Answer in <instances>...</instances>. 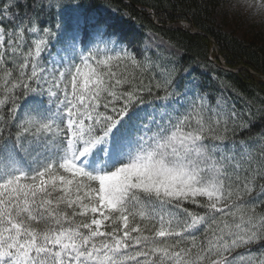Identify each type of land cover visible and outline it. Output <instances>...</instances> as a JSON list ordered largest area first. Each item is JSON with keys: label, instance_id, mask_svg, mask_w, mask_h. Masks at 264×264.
<instances>
[{"label": "trees", "instance_id": "1", "mask_svg": "<svg viewBox=\"0 0 264 264\" xmlns=\"http://www.w3.org/2000/svg\"><path fill=\"white\" fill-rule=\"evenodd\" d=\"M236 15L228 0H0L1 263L59 264L53 236L74 232L81 252L109 250V264H264V82L210 60L218 63L215 45L228 68L264 76L263 30L251 25L240 39L217 22ZM147 34L180 56L145 52ZM71 38L73 59L48 74L50 55ZM46 85L61 112L47 108L48 92L41 98ZM72 131L78 144L62 150L71 160L111 144L116 168L147 155L186 164L224 207L133 178L100 217L104 181L62 168L45 149Z\"/></svg>", "mask_w": 264, "mask_h": 264}, {"label": "rangeland", "instance_id": "2", "mask_svg": "<svg viewBox=\"0 0 264 264\" xmlns=\"http://www.w3.org/2000/svg\"><path fill=\"white\" fill-rule=\"evenodd\" d=\"M58 0H48V2H53ZM228 6L232 11H236L237 15L235 17H228L227 23H220V19H217L218 24L222 27L224 31L227 33H233L238 38H242L245 31L249 28V26L257 27L263 30L264 33V2L262 0H228ZM101 14H105L107 12L106 9H99ZM96 17V14H92ZM239 15V16H238ZM238 16V17H237ZM78 22L81 21L80 16H76ZM106 42V40L104 41ZM119 46V45H118ZM77 48V41L75 38H71L65 41L64 46H59L56 48L55 54L50 55L48 59L47 73L51 74L53 71L59 70L60 66L66 65L70 62ZM143 50L145 52L152 53H163L166 59L172 58L175 59L179 57L180 54L174 48L168 46L165 42H163L158 37L147 34L144 42H143ZM86 74L82 71L84 81ZM87 78V77H86ZM50 85L44 86L45 92L41 91V98H46V92H48L49 102L47 103V108L50 109L51 112H61L64 107V101H58L55 105L53 92L50 89ZM225 96L221 97V109L226 110L227 106L224 102ZM43 101V100H42ZM240 101V99H239ZM150 111L149 115H152L153 112ZM247 113V112H246ZM165 114V109H162L160 112V116ZM248 114V113H247ZM55 120H59L60 116L53 114L52 115ZM155 120L150 119L149 124H152ZM49 124L52 122L48 121ZM72 123H70L69 127L72 128ZM80 128V126H78ZM142 132L147 130V126L142 127ZM88 130L86 128H81V130ZM49 137V136H47ZM70 141L69 146L74 148L78 144L77 135L74 131L70 133ZM76 139V140H75ZM82 139V136L80 137ZM48 146V144H47ZM59 147V144H57ZM97 150H101L102 158L95 156L92 162L93 165V173L91 178L97 179L103 182L102 191L99 193V205H98V214L100 217L104 215V212L111 208L113 198L118 197V194L130 184H133L135 180L133 178H139L142 184L152 187L158 191L168 192V194H179V193H189V194H198L206 197L212 204L215 209H222L224 207L222 199L220 198L217 190L214 188L215 185L207 184L206 181L194 180L192 176H197L196 174H192L188 172L186 164H177L175 167H165L159 166L153 161L150 160L149 156H144L141 159L131 162L130 164L124 166L123 168H119L117 171L104 175L105 167L104 164L107 162L109 158L112 164H115L116 152L115 148L111 147L110 144L97 147ZM52 148H48L47 152H51ZM90 160L80 158L78 161L69 162L66 161V157H62L59 165L63 168L68 169L69 171L85 174V169L82 167V164L89 162ZM9 171H13L12 166H7ZM20 187H23L20 185ZM8 189V184L0 181V192L6 191ZM101 218H99L96 222V227H100ZM165 231H161V235L164 234ZM53 239L56 243L59 244V249L55 253L54 258L56 262L59 264H109L111 260V255L109 250H105L102 253L99 252H88L83 253L79 250L80 247V237L78 234L74 232H66L59 235H54ZM84 241V240H81ZM3 261V258H1ZM15 262L14 264H17ZM0 264H5L1 263Z\"/></svg>", "mask_w": 264, "mask_h": 264}, {"label": "water", "instance_id": "3", "mask_svg": "<svg viewBox=\"0 0 264 264\" xmlns=\"http://www.w3.org/2000/svg\"><path fill=\"white\" fill-rule=\"evenodd\" d=\"M192 33H193V34H201V35H203L202 33L198 32V31H197L196 29H194V28H193V32H192ZM213 49L216 51V46H215V45L213 46ZM217 55H218V53H217ZM218 57H219V55H218ZM221 63H223V62H221ZM223 64H224V63H223ZM224 69L227 70V71H231V72H236V71H239V70L243 69V70L248 71L251 75H253V76H255V77H258V78H261L262 80H264V76L258 75V74L252 72L251 70H249L248 68H245V67H243V66L238 67L237 70H232V69L227 68V67H224Z\"/></svg>", "mask_w": 264, "mask_h": 264}]
</instances>
